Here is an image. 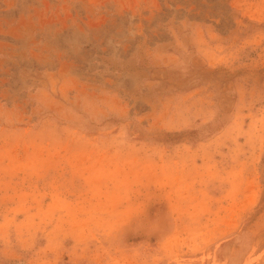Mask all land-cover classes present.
I'll return each instance as SVG.
<instances>
[{
	"label": "rangeland",
	"instance_id": "rangeland-1",
	"mask_svg": "<svg viewBox=\"0 0 264 264\" xmlns=\"http://www.w3.org/2000/svg\"><path fill=\"white\" fill-rule=\"evenodd\" d=\"M0 264H264V0H0Z\"/></svg>",
	"mask_w": 264,
	"mask_h": 264
}]
</instances>
